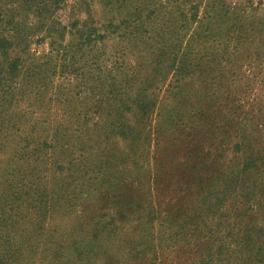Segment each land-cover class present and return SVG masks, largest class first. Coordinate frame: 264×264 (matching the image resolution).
I'll list each match as a JSON object with an SVG mask.
<instances>
[{"label":"trees","instance_id":"1","mask_svg":"<svg viewBox=\"0 0 264 264\" xmlns=\"http://www.w3.org/2000/svg\"><path fill=\"white\" fill-rule=\"evenodd\" d=\"M65 1L0 0V264L25 256L31 248L26 241H49L47 218L62 208L57 180L64 170L81 174L75 167L81 162L105 168L112 140L180 125L198 142L188 155L193 159L180 193L201 194L180 219L183 238L188 222L205 216L207 233L194 236L207 244L205 264H264V43L241 25L220 24L231 9L225 0L224 12L216 14L218 3L211 1L200 19L193 0L185 9L190 15L180 9L172 33L156 36L155 28L136 18L62 21L58 11ZM113 35L145 44L136 66L127 59L128 45L105 58L93 55ZM32 42L46 43L49 50L31 51ZM144 50L151 55L146 60ZM203 73V87L186 93L187 79ZM136 82V88L128 87ZM73 94L83 97L80 105L73 104ZM104 168L83 174L96 179ZM156 217L159 244L146 252L164 264L166 251L177 244L164 242L173 225L168 213ZM181 233L169 237L179 239Z\"/></svg>","mask_w":264,"mask_h":264},{"label":"rangeland","instance_id":"2","mask_svg":"<svg viewBox=\"0 0 264 264\" xmlns=\"http://www.w3.org/2000/svg\"><path fill=\"white\" fill-rule=\"evenodd\" d=\"M192 1L66 0L65 9L58 12L62 21L78 17L93 19L97 22H105L112 18L116 20L122 17L136 18L145 26L155 28L153 31L156 36L157 33H172L175 18H180V9L183 10V14L190 15L191 12L185 9H188ZM194 1L198 6L199 19L203 18L206 9H211L205 6L208 2L218 3L216 5L218 9L214 8L216 14L225 10L221 6V1L224 0ZM225 1L230 2L231 9L227 20L225 19L224 23L220 24L224 27L241 25L243 30L249 32V36L253 35L256 42L264 43V0ZM68 36L67 34L66 38ZM121 38L114 35L107 37L98 44V49L93 51V55L102 54L105 58L106 55H111L115 51L120 52L123 46L128 45L127 59L132 62V66H136L141 60L140 50L145 44H141L140 41L127 43ZM30 50L42 53L49 49L46 43L32 42ZM144 51L142 59L146 60L150 53ZM118 58L119 61L123 60L122 56ZM124 70L125 64L120 70V76ZM148 70V66L141 69L142 75L147 74ZM105 72L103 68L102 73ZM203 75L204 73L202 76L195 75L187 79L185 92H190L193 86L197 88L202 85L203 87ZM138 84L140 82L128 87L136 88ZM72 97L73 104L80 105L83 97H78V95ZM195 100L191 99L196 102ZM202 106H205L203 98ZM188 132V126L180 125L174 129L164 127L161 132L153 135L143 133V136L138 139L112 140L108 145L109 155L112 157L109 158L105 168L101 166V162L83 166L82 162L75 164L79 171L91 168L107 170L105 174H100L96 179H89L90 175L83 174V171L81 174L75 172L70 176L71 171L64 170L57 180L59 189H61L58 201L63 204L62 208L53 210L52 216L49 215L50 220H48L49 216L47 218L49 241H26L28 248L31 247L30 250L25 256L16 259L13 264H159V261L154 260L153 252H146V250L159 244L157 238L160 237L161 228L158 225L156 214L160 215L162 210L168 213L170 218L168 222L174 225L166 222V227L169 224L172 226L166 229L167 240L165 238L162 240L165 244H177L173 250L166 251L167 257L164 264H174L175 261H181L180 264H205V257L208 254L207 244L202 245L197 242L194 236L200 235V231H203V235L207 233V217L204 216L202 219L195 217L194 221L188 222L186 233L189 235L186 238H183L185 230L181 228L180 219L194 207L197 198L201 196L199 193H192V195L187 192L180 193L182 179H185L184 176L193 159L188 155L192 153L193 147L198 145L195 138ZM205 139L201 137L202 144H205ZM212 144L216 148H221L215 146L219 143L213 142ZM229 148L232 150L231 147ZM220 151L221 149L218 152ZM229 152V155L232 154L231 151ZM229 158L227 156L226 159H234V161L238 159ZM158 170L161 175L155 178ZM25 180L30 183L31 177H25ZM99 186L103 188L100 193ZM214 187L220 186L215 185ZM85 188L88 192L82 194ZM260 189L264 192L263 187ZM177 207L180 211L176 209ZM205 212L207 215V210ZM261 216L260 222L264 224V215ZM179 229L182 231V238L169 237V234L179 232ZM169 230L171 233L168 232ZM202 237V242H207V238ZM173 239L177 242H173ZM175 256L181 259H173ZM235 258L239 259L236 255L233 259Z\"/></svg>","mask_w":264,"mask_h":264}]
</instances>
